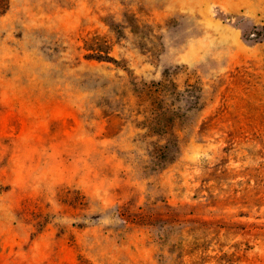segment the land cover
I'll use <instances>...</instances> for the list:
<instances>
[{"label": "rangeland", "instance_id": "1", "mask_svg": "<svg viewBox=\"0 0 264 264\" xmlns=\"http://www.w3.org/2000/svg\"><path fill=\"white\" fill-rule=\"evenodd\" d=\"M0 264H264V0H3Z\"/></svg>", "mask_w": 264, "mask_h": 264}, {"label": "trees", "instance_id": "2", "mask_svg": "<svg viewBox=\"0 0 264 264\" xmlns=\"http://www.w3.org/2000/svg\"><path fill=\"white\" fill-rule=\"evenodd\" d=\"M3 10H4L3 0H0V11L2 12Z\"/></svg>", "mask_w": 264, "mask_h": 264}]
</instances>
